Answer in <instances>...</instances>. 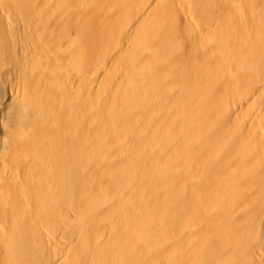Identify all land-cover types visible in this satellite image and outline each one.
Returning a JSON list of instances; mask_svg holds the SVG:
<instances>
[{
    "label": "bare ground",
    "instance_id": "obj_1",
    "mask_svg": "<svg viewBox=\"0 0 264 264\" xmlns=\"http://www.w3.org/2000/svg\"><path fill=\"white\" fill-rule=\"evenodd\" d=\"M0 264H264V0H0Z\"/></svg>",
    "mask_w": 264,
    "mask_h": 264
}]
</instances>
